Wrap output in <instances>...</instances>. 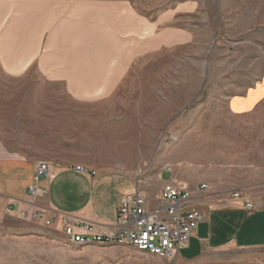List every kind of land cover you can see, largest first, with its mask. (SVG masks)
Returning a JSON list of instances; mask_svg holds the SVG:
<instances>
[{
    "label": "rangeland",
    "instance_id": "obj_1",
    "mask_svg": "<svg viewBox=\"0 0 264 264\" xmlns=\"http://www.w3.org/2000/svg\"><path fill=\"white\" fill-rule=\"evenodd\" d=\"M131 1L154 20L182 6L177 24L193 38L154 51L112 97L99 101L78 99L71 84L27 81L32 77L0 66L6 148L34 158L87 151L103 166L129 169L154 200L162 173V180L172 175L202 194L238 190L264 197V100L250 113L230 110L264 75V0ZM43 107L56 109L51 131L67 135L65 147L59 138L48 147L33 137V109ZM62 108L70 110L60 114ZM32 227L13 218L0 222V264H264V247L208 250L182 262L127 246H75L62 233Z\"/></svg>",
    "mask_w": 264,
    "mask_h": 264
},
{
    "label": "crops",
    "instance_id": "obj_2",
    "mask_svg": "<svg viewBox=\"0 0 264 264\" xmlns=\"http://www.w3.org/2000/svg\"><path fill=\"white\" fill-rule=\"evenodd\" d=\"M182 13V6H176L154 20L139 13L131 0H0V66L12 76L32 77L27 81L71 84L75 97L83 101L108 99L154 51L193 38L177 24ZM263 100L264 75L257 87L232 101L230 110L236 115L250 113ZM69 110L57 109L60 114ZM55 111L34 108L30 129L41 145L56 146L59 138L65 147L67 135L51 131L57 121L51 117L57 115ZM40 161L50 164L49 176L40 181L37 201L48 215L68 214L111 229L125 195L144 189L129 169L103 166L89 158L87 151L75 157L60 153L34 158L9 152L0 137V222L13 218L32 222L31 230L63 234L59 218L46 226L24 216L32 211L28 190ZM76 165H85L90 172L80 173ZM162 178L163 173L160 191L167 182L180 186L172 175L168 181ZM187 187L204 219L180 249L184 257L179 252L176 259L192 262L208 250L264 247V204L249 210L230 197H220L238 190L202 194L198 186Z\"/></svg>",
    "mask_w": 264,
    "mask_h": 264
},
{
    "label": "built area",
    "instance_id": "obj_3",
    "mask_svg": "<svg viewBox=\"0 0 264 264\" xmlns=\"http://www.w3.org/2000/svg\"><path fill=\"white\" fill-rule=\"evenodd\" d=\"M74 169L80 173L90 172L85 165H76ZM49 171L48 162L38 163L35 182L28 190L32 211L25 212L24 216L41 220L46 226H51L59 218L66 241L75 246H127L160 258L174 259L204 219L202 211L193 203L192 194L174 182L165 183L155 200L145 189L138 188L125 195L117 209L116 224L111 229H101L90 221L68 214L59 217L48 215L45 209L37 205V201L41 191L40 181L49 176ZM205 187L203 184L201 189ZM230 196L249 210L264 204V197L252 199L241 191L233 192Z\"/></svg>",
    "mask_w": 264,
    "mask_h": 264
}]
</instances>
